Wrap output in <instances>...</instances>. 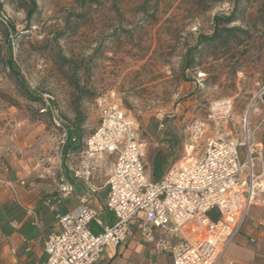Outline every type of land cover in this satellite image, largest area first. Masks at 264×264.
Segmentation results:
<instances>
[{
  "label": "rangeland",
  "instance_id": "rangeland-1",
  "mask_svg": "<svg viewBox=\"0 0 264 264\" xmlns=\"http://www.w3.org/2000/svg\"><path fill=\"white\" fill-rule=\"evenodd\" d=\"M235 5L239 21L229 28L246 34L199 48L195 69L183 74L186 47L199 34L211 35L214 16L229 15ZM11 70L37 101L23 96ZM45 96L66 127L78 125L82 139L95 130L96 100H119L137 121L150 180L157 153L173 147L172 165L203 153L213 134L209 106L228 97L229 128L241 138L247 124L264 161V0H0V167L13 169L28 156L32 180L56 193L65 147L61 131L40 114ZM26 119L44 125V138L32 147ZM89 162L93 180L106 183L113 158Z\"/></svg>",
  "mask_w": 264,
  "mask_h": 264
},
{
  "label": "built area",
  "instance_id": "built-area-1",
  "mask_svg": "<svg viewBox=\"0 0 264 264\" xmlns=\"http://www.w3.org/2000/svg\"><path fill=\"white\" fill-rule=\"evenodd\" d=\"M96 107L99 123L83 141L82 153L87 158L109 155L115 159L107 182L106 207L116 222L105 225L100 221L86 197L66 215L53 206L61 231L46 239L42 264H97L109 246L126 244L134 233L141 242L153 244L158 254L169 255L173 264H217L264 194V161L254 132L246 124L242 137L237 138L229 128L233 99L221 98L210 104L213 134L203 153L174 164L158 182L148 176L137 121L113 96L98 98ZM40 113L50 115L65 147L69 131L49 96H45ZM72 142L79 144L75 137ZM74 174L82 177L79 170ZM74 191L61 176L59 200ZM213 211L215 219L211 218ZM93 222L103 228L102 233H93Z\"/></svg>",
  "mask_w": 264,
  "mask_h": 264
},
{
  "label": "crops",
  "instance_id": "crops-1",
  "mask_svg": "<svg viewBox=\"0 0 264 264\" xmlns=\"http://www.w3.org/2000/svg\"><path fill=\"white\" fill-rule=\"evenodd\" d=\"M193 84L197 88L200 81L196 80ZM92 118L96 120V128L99 123L97 107L96 116ZM23 125L28 129L26 136L30 147L33 143L41 142L45 133L41 121L26 119ZM85 139H82V143ZM74 147L65 148L62 156L66 169L61 171V176L75 189L71 197L65 199L59 200V185L56 193H51L32 180L33 165H29L31 159L28 156L27 159L23 157L13 161V169L7 165L0 167V264H42L45 261L46 239L61 231L53 206L60 214L66 215L74 211L81 204V199L86 197L87 204L94 208L100 221L105 225L115 224V216L106 207L108 181L104 183L102 176L93 180L97 173L96 167L82 153V146L77 149ZM103 156L113 158L114 166V157ZM78 170L81 178L75 177L74 172ZM6 206L17 207L19 212L9 214ZM216 217L213 211L211 218ZM90 227L96 235L103 231L95 222ZM161 237L171 243L176 242L173 237L163 234ZM97 264H173V261L167 254H158L153 244L141 242L139 234L134 233L126 244L109 246ZM217 264H264V194L252 206L245 225Z\"/></svg>",
  "mask_w": 264,
  "mask_h": 264
},
{
  "label": "trees",
  "instance_id": "trees-1",
  "mask_svg": "<svg viewBox=\"0 0 264 264\" xmlns=\"http://www.w3.org/2000/svg\"><path fill=\"white\" fill-rule=\"evenodd\" d=\"M222 1H233L236 3L237 0H197L198 4H205V3H216V2H222ZM35 4V3H34ZM238 12V7L235 5L233 7V10L229 15H216L213 18V30L211 35H204V34H199L197 37L196 43L194 46H187L185 55L183 56V67H182V72L185 74L189 70H194L196 65V58H195V53L199 50V48L205 46V45H210V46H216V43L223 37L225 38H230V36H237L238 34H246V31L240 27H232L229 28L230 25L236 23L239 21V18L237 16ZM28 18L31 17V12L28 13ZM9 48L11 50V46L9 45ZM68 62V59H65ZM10 64L12 65V56L9 59ZM11 77L16 81V84H18L19 88L23 92V96L27 99L37 101L40 97L36 96L33 92L30 91V89L24 87V79L19 73H15L14 71H10ZM77 86V85H74ZM82 96L85 94V92H81ZM79 109H76V114ZM57 111V110H56ZM41 114V113H40ZM58 114V112H57ZM42 116H47L49 117L50 121L51 117L50 115H44L41 114ZM59 116V115H58ZM60 118V117H59ZM61 119V118H60ZM79 121V119H78ZM68 128V142L65 146V148H70L74 147L75 144L72 142V138L75 137L79 140V145L78 147H74V149L79 148L82 146V136L79 134V129L78 125L77 126H71L67 127ZM174 150L173 147H169L166 152H159L156 154L154 161H153V168H152V178L154 182H158L163 178V176L167 173V171L173 166L172 164L175 163L173 159V154ZM170 165V166H169ZM169 167V168H168ZM168 168V169H167ZM5 209L8 211L9 214L15 213L17 214L19 212L17 207L13 206H6ZM2 223V220L0 218V224ZM3 229V226H2ZM5 232V230H4ZM7 233V232H6Z\"/></svg>",
  "mask_w": 264,
  "mask_h": 264
}]
</instances>
